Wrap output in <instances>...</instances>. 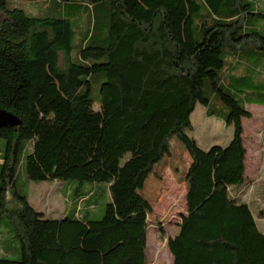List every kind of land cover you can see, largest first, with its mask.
Segmentation results:
<instances>
[{"label": "trees", "instance_id": "16d2710c", "mask_svg": "<svg viewBox=\"0 0 264 264\" xmlns=\"http://www.w3.org/2000/svg\"><path fill=\"white\" fill-rule=\"evenodd\" d=\"M57 1L88 15L77 45L70 17L30 16L0 0V109L21 122L0 129V255L9 229L21 258L0 264H148L152 207L140 191L175 137L192 163L187 217L168 243L174 264H264V231L240 196L243 120L248 105L264 106V0ZM52 79L61 93L42 96ZM208 82L233 137L204 151L192 115L202 105L216 118ZM21 167L28 186L107 185L104 217L82 215L96 209L97 191L80 190V209L47 219L19 193Z\"/></svg>", "mask_w": 264, "mask_h": 264}, {"label": "rangeland", "instance_id": "374dc122", "mask_svg": "<svg viewBox=\"0 0 264 264\" xmlns=\"http://www.w3.org/2000/svg\"><path fill=\"white\" fill-rule=\"evenodd\" d=\"M8 6L23 8L30 16L65 19L70 17L77 32L74 45L79 44L88 29V15L85 12L76 14L75 7L59 5L57 0H8ZM259 28L264 33V22L259 25ZM209 83L205 91L212 98L210 109L216 118L207 117V109L202 105H198L192 115L195 131L191 136L204 151H208L213 146L227 147L233 137V129L223 125L217 118L227 116L228 110L219 97L213 95ZM260 83H263V80ZM40 89L42 96L53 97L61 93L60 85L54 79L46 88ZM36 90H39L38 87ZM253 97L248 96L246 99L251 100ZM261 99L264 98L261 97ZM247 109L252 114L251 119L243 120L248 183L240 196L244 199L242 202L251 207L259 229L264 231V106L248 105ZM34 146L35 141L31 143L30 151ZM191 163L192 159L185 146L177 137L173 138L170 141V155L155 166L144 189L140 191L152 207V213L148 215L146 252L148 264H174L168 243L169 239L178 235L179 225L187 217L186 196L189 189L188 176ZM27 181V176L21 167L17 178V189L21 194L29 193L32 205L38 211H42L47 219L57 220L71 209L73 214L80 209L83 203L75 201L80 190L82 195L97 191L92 200L96 204V209L88 215L82 212V215L90 220H101L105 215L107 204L111 202L108 186L105 184L93 186L87 183L82 186L79 184L70 186L64 182H30L28 186ZM239 188L241 186H236V190ZM167 191L168 193L165 194ZM68 214L71 215V213ZM4 238L1 248L6 254L0 256L19 260L21 258L19 244L9 229L6 230ZM15 247H17L16 250Z\"/></svg>", "mask_w": 264, "mask_h": 264}, {"label": "water", "instance_id": "95a60500", "mask_svg": "<svg viewBox=\"0 0 264 264\" xmlns=\"http://www.w3.org/2000/svg\"><path fill=\"white\" fill-rule=\"evenodd\" d=\"M20 120L12 113L0 109V129L20 126Z\"/></svg>", "mask_w": 264, "mask_h": 264}, {"label": "crops", "instance_id": "0c3cea01", "mask_svg": "<svg viewBox=\"0 0 264 264\" xmlns=\"http://www.w3.org/2000/svg\"><path fill=\"white\" fill-rule=\"evenodd\" d=\"M207 116V115H206ZM222 123V122H221ZM223 124V123H222ZM244 141H245V138H244ZM1 163V162H0ZM246 166H247V161H246ZM29 200H30V194H29ZM31 202V200H30ZM32 204V203H31ZM42 212V211H41Z\"/></svg>", "mask_w": 264, "mask_h": 264}]
</instances>
